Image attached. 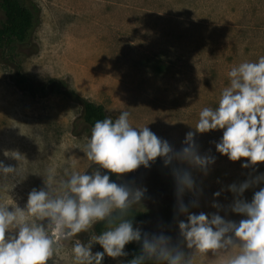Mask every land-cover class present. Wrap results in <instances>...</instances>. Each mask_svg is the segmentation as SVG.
I'll return each instance as SVG.
<instances>
[{"label":"rangeland","instance_id":"rangeland-1","mask_svg":"<svg viewBox=\"0 0 264 264\" xmlns=\"http://www.w3.org/2000/svg\"><path fill=\"white\" fill-rule=\"evenodd\" d=\"M28 1L40 9L32 43L0 51V161L17 169L0 173V203L10 209L25 208L29 192L44 187L49 168L55 169V196L66 190L61 181L72 171L91 174L99 167L84 154L91 132L76 97L103 105L113 119L128 111L134 127H149L179 150L185 134L195 132L199 111L218 106L229 85L230 69L264 56V0ZM18 72L36 85L51 79L66 84L46 97L32 98L15 85ZM222 131L196 133L201 154L216 160L206 176L191 169L201 192L196 197L186 193L184 201L198 200V207L189 208L193 213L219 211L226 220L239 222L245 217L231 211L234 194L228 186L255 179L264 173V162L243 168L247 158L231 161L217 152L215 143ZM5 151H18L21 159L5 156ZM173 166L188 167L176 161L165 166L158 157L151 167L120 174L116 182L133 191L147 189L142 201L131 206L150 212L139 227L149 234L171 236L176 243L180 242L177 221L186 216L177 210ZM261 187L264 182L247 189L242 198L250 202ZM217 191L221 194L214 197ZM213 201L221 209L212 207ZM96 225L61 240L55 264H76L73 243L76 239L87 243L98 235ZM180 247L191 264H226L239 251L237 246L199 253L182 242ZM99 249L93 243V253ZM127 261V256L105 255L103 264Z\"/></svg>","mask_w":264,"mask_h":264},{"label":"clouds","instance_id":"clouds-1","mask_svg":"<svg viewBox=\"0 0 264 264\" xmlns=\"http://www.w3.org/2000/svg\"><path fill=\"white\" fill-rule=\"evenodd\" d=\"M227 75L229 85L222 90L218 106L203 107L199 111L195 132L185 134L179 150L149 127H134L129 122L128 111H121L115 119L109 116L96 120L84 154L98 168L91 174L72 171L66 181H61L66 190L55 196V169L49 168L44 187L29 192L24 209H10L0 203V264H47L50 259L55 264L53 256L61 240L87 232L95 224L106 221L115 210L126 212L145 196L146 188L133 191L110 180L109 173L119 178L120 174L140 166L151 167L158 157L165 166H172L174 161L188 165L187 168L172 167L177 210L186 216V220L177 221L180 242L199 253L238 246L239 251L226 264H264V187L254 193L250 202L242 198L247 189L264 182V173L228 186L234 194L231 211L245 217L239 222L226 220L219 211L193 213L189 208L198 207V200L192 199L187 204L184 201L186 193L196 197L201 192L191 169L206 176L216 160L213 155L201 154L194 139L196 133L223 130L215 143L216 151L231 161L247 158L241 164L243 168L264 162V56L232 67ZM4 155L16 160L22 156L18 151H5ZM72 167L75 168L74 163ZM16 172V168L0 161V173ZM220 194L217 191L213 196ZM212 207L219 210L222 206L213 201ZM131 242H138L141 250L127 264H145L153 258L157 264H191L180 242L174 243L171 236L163 233L142 231L133 226L131 219H121L87 243L76 239L71 251L76 264H103L105 255L127 256L125 246ZM93 243H98L103 251L93 253Z\"/></svg>","mask_w":264,"mask_h":264},{"label":"trees","instance_id":"trees-1","mask_svg":"<svg viewBox=\"0 0 264 264\" xmlns=\"http://www.w3.org/2000/svg\"><path fill=\"white\" fill-rule=\"evenodd\" d=\"M0 11L3 14V23L0 25V51L8 50L14 45H27L33 41L34 33L40 22V9L35 2L28 0H0ZM66 82L51 79L43 85L34 84L30 78L20 72L17 73L15 85L21 90L27 91L32 98L37 96L46 97L50 93L56 92L60 86ZM24 86V88H23ZM74 101L82 105V120L90 129L98 119H104L107 116L105 107L92 101L76 97ZM108 172V170H107ZM110 180H117V174L109 173ZM150 218V212L130 207L126 212L121 213L115 210L104 222L96 225V231L99 234L108 227L119 223L121 219L133 220V226L145 223ZM111 221V223H109ZM128 261L138 255L141 245L138 242H131L125 246ZM98 251H103L99 249ZM145 264H156L155 259L146 260Z\"/></svg>","mask_w":264,"mask_h":264}]
</instances>
